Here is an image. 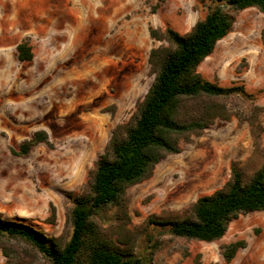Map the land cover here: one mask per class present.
Listing matches in <instances>:
<instances>
[{"label":"rangeland","instance_id":"1","mask_svg":"<svg viewBox=\"0 0 264 264\" xmlns=\"http://www.w3.org/2000/svg\"><path fill=\"white\" fill-rule=\"evenodd\" d=\"M209 6V0H0L1 217L48 236L68 235L64 195L81 191L112 131L130 119L153 81L148 54L164 43L149 29L186 34ZM21 43L31 48L28 62L18 61ZM198 72L250 96L230 97L228 120H217L128 188L137 252L148 264H264L263 212L239 216L210 243L173 238L147 222L182 217L230 179L233 163L250 175L264 162V15L254 8L238 12ZM36 131L47 134V144L27 157L11 154ZM115 216L106 208L95 219L108 227ZM237 241L245 248L226 262L221 248Z\"/></svg>","mask_w":264,"mask_h":264},{"label":"trees","instance_id":"2","mask_svg":"<svg viewBox=\"0 0 264 264\" xmlns=\"http://www.w3.org/2000/svg\"><path fill=\"white\" fill-rule=\"evenodd\" d=\"M209 2L206 15L186 34L149 29L152 39L164 43L148 54L153 81L130 119L112 131L81 191L64 195L70 204L68 235L48 236L30 224L0 216L4 264H148L137 252L138 233L130 227L128 188L149 179L160 161L179 154L182 144L203 135L217 120H228L230 97L250 96L242 86L224 88L205 80L198 67L230 32L238 12L254 8L264 15V0ZM16 50L19 62L33 57L26 43ZM41 143H48L47 134L36 131L11 154L27 157ZM242 167L233 163L230 179L198 198L182 217L161 222L149 217L148 224L166 227L173 238L210 243L221 239L239 216L264 213V162L250 175ZM106 208L115 209L116 221L103 227L95 217ZM54 217L51 207L49 220ZM243 248L244 241L231 243L221 248L222 256L230 262Z\"/></svg>","mask_w":264,"mask_h":264}]
</instances>
